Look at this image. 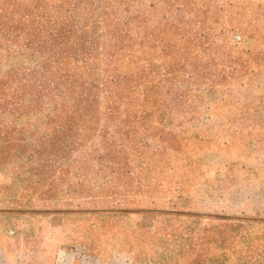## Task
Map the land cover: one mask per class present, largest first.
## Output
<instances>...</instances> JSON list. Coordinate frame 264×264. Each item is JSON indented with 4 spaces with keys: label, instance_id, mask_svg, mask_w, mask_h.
Listing matches in <instances>:
<instances>
[{
    "label": "rangeland",
    "instance_id": "obj_1",
    "mask_svg": "<svg viewBox=\"0 0 264 264\" xmlns=\"http://www.w3.org/2000/svg\"><path fill=\"white\" fill-rule=\"evenodd\" d=\"M64 1L46 11L80 1L70 19L109 33L105 47L133 17L144 45L112 68L135 106L0 111V241L12 264L46 262L37 254L55 236L129 248L134 264H264V0H66L58 12Z\"/></svg>",
    "mask_w": 264,
    "mask_h": 264
},
{
    "label": "trees",
    "instance_id": "obj_2",
    "mask_svg": "<svg viewBox=\"0 0 264 264\" xmlns=\"http://www.w3.org/2000/svg\"><path fill=\"white\" fill-rule=\"evenodd\" d=\"M66 4V0L62 2L58 12ZM79 4L80 1L75 2L59 16L46 11L47 0H0V64L9 61V69L0 79L2 113L27 115L44 109L50 115L80 116L102 108L119 111L135 106L112 68L117 56L138 52L144 45L135 39L131 28L133 17L121 29L114 30L110 36L113 47L109 44L105 47L104 38L109 33H89L88 21L80 25L70 19L72 15L81 17L77 12ZM89 19H93V26L98 25L97 15L92 14ZM19 59L23 64L17 66ZM73 64L88 75L72 71L69 67ZM101 66L105 67L103 76L98 72ZM169 106V103L161 105ZM90 210L94 209H67Z\"/></svg>",
    "mask_w": 264,
    "mask_h": 264
},
{
    "label": "crops",
    "instance_id": "obj_3",
    "mask_svg": "<svg viewBox=\"0 0 264 264\" xmlns=\"http://www.w3.org/2000/svg\"><path fill=\"white\" fill-rule=\"evenodd\" d=\"M8 239L15 240V238ZM10 245L11 242L7 239L0 241V264H12ZM91 245L80 237L73 243L69 238L55 236L53 239L50 238V249H47L44 242L40 252L42 254L39 253L37 256H42V260H46L41 264H134L135 262L134 250L129 248L115 247L116 250L108 254L105 252V246L94 249ZM28 257L32 258L34 255L30 253Z\"/></svg>",
    "mask_w": 264,
    "mask_h": 264
}]
</instances>
